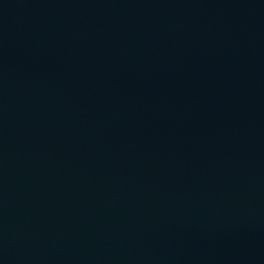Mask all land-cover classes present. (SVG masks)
Segmentation results:
<instances>
[{
	"label": "water",
	"instance_id": "water-1",
	"mask_svg": "<svg viewBox=\"0 0 264 264\" xmlns=\"http://www.w3.org/2000/svg\"><path fill=\"white\" fill-rule=\"evenodd\" d=\"M0 264H264V0H0Z\"/></svg>",
	"mask_w": 264,
	"mask_h": 264
}]
</instances>
